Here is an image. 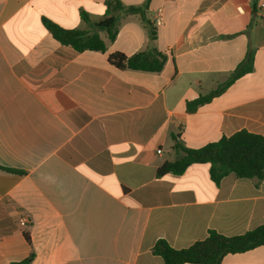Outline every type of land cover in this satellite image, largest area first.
Masks as SVG:
<instances>
[{"label":"crops","instance_id":"0c3cea01","mask_svg":"<svg viewBox=\"0 0 264 264\" xmlns=\"http://www.w3.org/2000/svg\"><path fill=\"white\" fill-rule=\"evenodd\" d=\"M106 0H0V264H165L174 249L264 225V180L234 174L216 185L208 164L157 177L186 147L247 130L264 136L263 0H121L144 6L123 15L107 51L58 42L46 18L92 30ZM144 20L151 22V40ZM156 48L161 73L120 70L108 57ZM253 50L254 70L189 114L186 102L225 82ZM158 150L161 153L158 154ZM29 218L25 226L21 220ZM221 264H264V246Z\"/></svg>","mask_w":264,"mask_h":264},{"label":"trees","instance_id":"16d2710c","mask_svg":"<svg viewBox=\"0 0 264 264\" xmlns=\"http://www.w3.org/2000/svg\"><path fill=\"white\" fill-rule=\"evenodd\" d=\"M106 14L92 22L87 13H82V19L92 30L65 29L44 18L43 24L53 37L63 45L70 46L77 52L97 51L105 53L107 44L100 33L104 32L110 42L118 36L120 21L123 15H140L144 19V6L125 5L121 0H106ZM153 41L157 35L151 22L144 20ZM255 52L250 50L245 59L230 77L215 90L206 95L186 102V111L193 114L214 98L222 95L235 81L254 70ZM109 62L120 70H132L148 73H161L168 57L156 48L139 51L131 56L121 51L113 52L108 57ZM172 150L177 157L174 161H166L157 169V177L166 174L182 175L194 164H208L211 180L219 185L230 174L240 179L264 180V136L238 131L220 140L208 143L199 148H189L181 141L180 136L171 134ZM0 169L14 174H25L24 171L0 165ZM264 246V225L236 236H225L210 230L204 240H200L185 249H174L170 244L160 239L153 247V253L160 256L165 264H221L230 254H239ZM34 254L11 264H31Z\"/></svg>","mask_w":264,"mask_h":264},{"label":"built area","instance_id":"2783aa9c","mask_svg":"<svg viewBox=\"0 0 264 264\" xmlns=\"http://www.w3.org/2000/svg\"><path fill=\"white\" fill-rule=\"evenodd\" d=\"M260 9L263 10V12H264V0L260 2ZM160 153H161V150H158V154H160ZM28 219L29 218L22 219L21 220V225L25 226L28 223Z\"/></svg>","mask_w":264,"mask_h":264}]
</instances>
